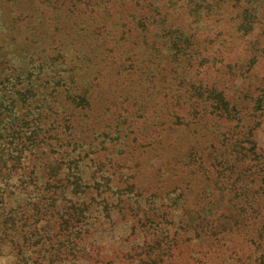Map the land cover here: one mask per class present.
<instances>
[{
	"label": "rangeland",
	"instance_id": "obj_1",
	"mask_svg": "<svg viewBox=\"0 0 264 264\" xmlns=\"http://www.w3.org/2000/svg\"><path fill=\"white\" fill-rule=\"evenodd\" d=\"M7 83L52 106L44 130L75 126L44 145L62 188H10L13 206L51 199L74 218L75 249L44 264H264V0H0L8 102ZM16 257L6 246L0 264Z\"/></svg>",
	"mask_w": 264,
	"mask_h": 264
},
{
	"label": "trees",
	"instance_id": "obj_2",
	"mask_svg": "<svg viewBox=\"0 0 264 264\" xmlns=\"http://www.w3.org/2000/svg\"><path fill=\"white\" fill-rule=\"evenodd\" d=\"M84 66H86L84 62H79L78 66L74 69L81 72ZM34 74L35 70L32 75ZM51 77L54 81L51 88L43 85L44 89H51L49 94L55 93L59 87H62V81L64 80L61 72H55ZM16 78L20 80V75H17ZM72 78L71 76V79ZM15 87L16 84L14 83H7L2 86V88L8 91L14 90L13 96L7 99L8 102L0 95V251L6 246H11L16 252V260L8 264H44V262L49 259L46 258L47 252H50L52 255L51 258H56L62 253H69L68 249H70V251L75 249L73 246L70 247L72 243L70 239L73 238L74 240L77 235L71 237L74 232L73 230H69L68 239H65L67 234L66 231L68 230L63 227V223L66 222L67 227L71 228V223L74 221V218L70 216L69 219L67 218V220L63 222V215L65 214L64 209L62 207H56V200L51 201V199L50 202L42 207L38 205L39 203L31 201V199L19 207L13 206L9 201L10 188L14 184L19 183L22 189L26 190L30 187L28 184H31L32 189L29 190L30 193L38 191L42 192L43 195L49 193L53 187L62 188L64 184L59 186V183L63 181V179H55V177L57 178L58 176L60 166H50L51 169H49V153L46 148H44V145L48 144L49 139L55 138L57 145L62 148L66 144V137H68V135L64 133L67 132L66 130L68 129L75 131V126L71 124L70 119L54 120V122L44 130L41 126V121L45 120L43 112H46V110H53L52 106L44 103L45 98L42 103L38 102L34 104L36 93H30L33 92L31 89L25 91L23 96L19 97V91L15 89ZM65 88L69 87L65 86ZM72 100L75 102L74 106L77 107L82 103H86V97L83 94L74 96ZM22 106L28 107L26 112L28 114H24L22 117L13 116L14 109ZM9 114L12 116H9ZM5 118H8L6 122ZM61 127L62 130L58 131ZM52 131L56 133L52 134ZM42 167L44 173H46L47 180L44 182L45 184L39 186L36 180ZM50 179H52V181H50ZM43 197L46 199L50 196L47 197L45 195ZM30 210L35 215L39 216V218L33 219L34 227L32 229L27 228L22 231L23 243L21 242L18 244L16 236L20 225L19 223L23 219V216H25L26 213L28 214ZM30 216L31 215L27 218H30ZM39 221L44 222L46 226L57 227L55 240L51 241L50 239L53 238H50L48 234L44 232V223L42 228L41 226L35 225L36 222ZM61 238L65 240L63 243L58 241ZM35 243H40L41 248L36 250L38 255L34 258V256H30L26 253L32 246H35Z\"/></svg>",
	"mask_w": 264,
	"mask_h": 264
}]
</instances>
